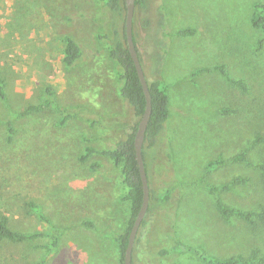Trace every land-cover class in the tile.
I'll return each instance as SVG.
<instances>
[{
	"label": "rangeland",
	"instance_id": "rangeland-1",
	"mask_svg": "<svg viewBox=\"0 0 264 264\" xmlns=\"http://www.w3.org/2000/svg\"><path fill=\"white\" fill-rule=\"evenodd\" d=\"M254 2L264 4L149 0L134 10L142 68L166 85L169 116L156 146L146 148L148 186L167 198L149 200L132 264H208L197 252L219 258L264 252V222L225 221L209 191L245 177L218 196L259 210L264 182L257 168H206L243 150L252 162L264 161V142H254L264 135V30L250 22ZM122 20L97 0H0V216L21 232L38 233L0 241V264H122L116 237L129 207L119 168L105 151L140 119L119 92L120 67L107 52ZM183 29L193 32L179 34ZM66 35L81 50L71 66L62 60ZM45 87L57 107L43 105ZM29 106L36 109L24 113ZM86 147L93 152L81 160ZM175 241L177 252L158 253Z\"/></svg>",
	"mask_w": 264,
	"mask_h": 264
},
{
	"label": "trees",
	"instance_id": "trees-1",
	"mask_svg": "<svg viewBox=\"0 0 264 264\" xmlns=\"http://www.w3.org/2000/svg\"><path fill=\"white\" fill-rule=\"evenodd\" d=\"M102 8L109 11L113 15H122V25L121 29H113L111 42H108L107 52L108 55L114 59L120 70L117 72L118 78L120 80L119 92L121 96L126 99L129 105L133 108L135 116L141 117L144 106L145 97L142 90V86L137 75L135 66L133 64L132 58L130 56L129 50L127 48L126 36H125V0H97ZM149 0H134L135 8L142 7L147 4ZM262 9H264V4L260 2H254L252 5V13L250 15V22L253 26L261 28L264 30V14ZM134 25V20H133ZM143 25L146 27L148 25V20L143 21ZM192 29H183L178 31L179 34H189L192 33ZM104 37H107L104 35ZM64 47L62 60L66 66L73 65L81 54V50L77 42L70 36L66 35L63 38ZM133 42L135 49L138 54L139 61L142 66V57L140 55V49L138 42L136 40L135 32L133 30ZM144 71V70H143ZM145 74V72H144ZM148 89L151 97V112L147 122V126L144 134V143L142 147V155L146 170V175L148 176V166L146 160V152L148 149H153L157 144V137L164 127V123L169 116L168 110V94L167 87L162 83L160 79L150 80L146 76ZM240 83V82H239ZM45 99L43 105H48L52 107H57L53 97L52 90L50 87H45ZM0 97H4V87L3 81L0 78ZM36 109L35 106H29L24 110V113L30 112ZM225 111V110H224ZM8 123V128L11 130L10 121ZM137 123L135 122L129 133L124 139H120L114 143L110 149L106 150L105 153L113 160L115 165L119 168V176L121 183L124 185V199L128 202L129 207V218L127 226L124 230L116 237L118 250L120 254V261L123 264V256L125 247L128 240L129 230L132 226L134 218L142 203V184L138 170V164L136 161L135 150H134V136L137 128ZM255 143L264 142V135L257 134L254 138ZM147 148V151H146ZM93 152V148L86 147L85 151L80 155L81 160H86L89 154ZM168 155V154H167ZM229 163H248L257 168L260 173V177L264 182V161L252 162L246 155V151H240L232 155L229 160H226L222 156H218L216 159L210 160L206 165L207 170L211 168H218L223 164ZM93 168L96 164L91 165ZM247 182V179L242 176H234L231 180L221 186H210L209 191L215 194V206L218 213L221 215L222 219L225 221L230 220L231 217H238L243 219L248 225L254 227L258 222H264V207L259 210H246L230 206L226 204L221 197L218 196V192L231 189L237 183ZM152 190L149 188V200H155L156 202H163L167 198V192H160L156 196L151 193ZM27 205L32 209L35 214L42 220L47 221L46 217L40 212L38 206L29 201ZM151 206L148 204L147 211H149ZM145 219L143 218L141 225H143ZM85 225L91 226L89 221L83 222ZM38 233L31 232L25 233L18 229L13 228L7 216H0V241L10 240L14 242H21L31 240L36 237ZM138 240L137 237L135 241ZM56 245V241L53 240L51 244L47 247L48 251L53 250ZM181 245L180 242H176L170 247H164L158 251L159 254H166L168 252H177L178 246ZM186 252H189V248H185ZM199 259L203 260L208 264H264V252H261L258 248H252L248 257L241 254L219 258L216 256L204 254L197 252ZM133 261V256L131 264Z\"/></svg>",
	"mask_w": 264,
	"mask_h": 264
},
{
	"label": "water",
	"instance_id": "water-1",
	"mask_svg": "<svg viewBox=\"0 0 264 264\" xmlns=\"http://www.w3.org/2000/svg\"><path fill=\"white\" fill-rule=\"evenodd\" d=\"M134 10H135L134 0H125L124 27H125L127 48L129 50L130 56L135 66L137 75L139 77V80L142 86L144 97H145L144 111L140 119L138 120L137 128L135 131V136H134V150H135L136 161L138 164V170H139V175H140L141 184H142L143 196H142L141 206L129 230L128 240H127V244H126L124 256H123V264H131L132 251H133L135 238H136L138 229L141 225V222L144 218V215L146 213L148 202H149V186H148L147 175H146V170H145V165H144V160H143V155H142V147L144 143L145 129H146L147 122H148L150 112H151V97H150V93L148 89L147 80H146L143 68L139 61L138 54H137V51L135 49V45L133 42Z\"/></svg>",
	"mask_w": 264,
	"mask_h": 264
}]
</instances>
